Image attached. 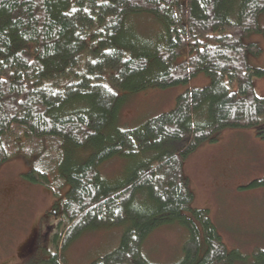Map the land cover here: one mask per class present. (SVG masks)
<instances>
[{
	"label": "trees",
	"instance_id": "obj_1",
	"mask_svg": "<svg viewBox=\"0 0 264 264\" xmlns=\"http://www.w3.org/2000/svg\"><path fill=\"white\" fill-rule=\"evenodd\" d=\"M262 16L264 0H0V165L23 156L25 177L54 195L65 228L52 237L51 264L84 231L111 226L119 242L88 264H162L145 243L171 225L186 235L173 264L248 263L209 209L193 206L184 162L225 128L264 138L253 83L264 68L248 60L262 49L244 41L264 35ZM143 19L152 27L140 30ZM199 73L210 82L186 88L170 110L115 127L128 93ZM112 160L122 166L110 176ZM248 185L264 186V175ZM254 256L264 264V249Z\"/></svg>",
	"mask_w": 264,
	"mask_h": 264
},
{
	"label": "rangeland",
	"instance_id": "obj_2",
	"mask_svg": "<svg viewBox=\"0 0 264 264\" xmlns=\"http://www.w3.org/2000/svg\"><path fill=\"white\" fill-rule=\"evenodd\" d=\"M153 21L141 20L140 30ZM264 26V16L260 19ZM140 32V31H139ZM142 32V31H141ZM245 42L261 47L258 55H249L252 66L264 68V35L253 32ZM210 78L199 73L186 84L168 88L148 87L128 93L115 127L129 128L174 107L179 93L190 87H203ZM257 94L264 95V76L253 78ZM124 164V162H123ZM122 163L112 160L107 174L112 176ZM30 167L23 156H15L0 165V264H51L56 246L52 241L64 222L50 189L25 177ZM184 173L194 193L193 206L208 208L212 220L228 248L239 249L247 258L233 264H252L254 255L264 249V186L248 185L264 175V138L257 128H225L215 141H204L184 162ZM184 228L162 226L145 243L151 258L173 264L182 256ZM120 226L84 231L63 251V264H88L93 258L112 250L119 242Z\"/></svg>",
	"mask_w": 264,
	"mask_h": 264
}]
</instances>
